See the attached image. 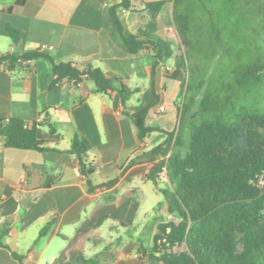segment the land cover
<instances>
[{"label":"crops","instance_id":"obj_1","mask_svg":"<svg viewBox=\"0 0 264 264\" xmlns=\"http://www.w3.org/2000/svg\"><path fill=\"white\" fill-rule=\"evenodd\" d=\"M129 1L130 8L118 9L123 25L141 38L166 37L174 49L173 0H160L164 4L155 19L144 0ZM118 3L121 0H0V52L41 51L79 69L92 64L132 91L124 105L116 88L97 93L89 79L53 85L48 58L28 60L14 69L0 62V120L19 117L29 127L38 123V137L58 149L6 147L0 137V225L10 229L5 241L11 249L0 247V264H21L12 251L23 255L26 264H164L154 258L152 247L159 225L173 215L165 195L146 178L153 163L142 160L124 169L131 158L167 139L165 132L154 131L142 141L130 115L152 100L154 50L146 45L130 53L115 39L109 8ZM8 26L20 33L15 45ZM180 55L174 51V63L157 66L160 101L149 110L147 125L166 131L177 127L176 101L186 77L176 66ZM160 105L166 106L164 113ZM75 136L91 145L92 183L119 177L116 183L89 190L77 156L67 152ZM164 185L170 186L168 179Z\"/></svg>","mask_w":264,"mask_h":264},{"label":"trees","instance_id":"obj_2","mask_svg":"<svg viewBox=\"0 0 264 264\" xmlns=\"http://www.w3.org/2000/svg\"><path fill=\"white\" fill-rule=\"evenodd\" d=\"M24 0H18L23 3ZM257 1V0H255ZM145 8L155 19L164 1L144 0ZM177 0H174V6ZM120 7L130 8L129 0L113 4L109 8V19L113 36L130 53H136L146 45L154 50L155 62L151 68L152 100L139 111L131 113L142 141L154 131L167 134L164 143L139 156L131 158L127 169L147 160L152 162L147 179L152 180L165 195L172 219L159 225L155 235L152 253L164 264H264V191L258 185L259 176L264 175V113L239 110L228 116L229 103L237 90L246 85L260 67L259 60L247 66L234 83L235 90L225 98L210 92L189 97L190 81L181 83L177 107L179 123L173 131H166L157 125H147L149 110L159 103L156 90V69L174 55L170 39L158 34L141 38L129 31L118 14ZM173 20L184 48L191 45L187 38L189 22L187 14H175ZM13 44H17L20 33L8 26ZM38 58H48L53 63V85L69 79L76 85L89 79L97 93L117 89L124 105L132 91L114 76H108L101 68L92 64L79 69L72 62H56L41 51L19 55L0 52V62L14 69L23 62ZM184 55L176 59V66L186 71ZM249 77V80H248ZM259 82L260 77L256 78ZM230 84V85H232ZM211 118L207 119L206 115ZM188 119L186 124L185 120ZM199 123L196 120L200 119ZM38 123L29 127L19 117L0 120V137L4 145L11 148L36 151L58 150L49 146L48 141L37 135ZM91 145L75 136L67 151L78 158L81 173L88 178L89 190L116 183L119 177L95 185L89 179L95 169L89 161ZM144 157V158H143ZM166 175L170 188L163 187L162 176ZM49 225L42 229L43 235ZM7 225H0V247L11 251L5 238L9 233ZM21 264L24 256L12 251Z\"/></svg>","mask_w":264,"mask_h":264},{"label":"rangeland","instance_id":"obj_3","mask_svg":"<svg viewBox=\"0 0 264 264\" xmlns=\"http://www.w3.org/2000/svg\"><path fill=\"white\" fill-rule=\"evenodd\" d=\"M174 10L175 14L188 16L186 36L191 45L187 48L176 30ZM170 22L176 36L173 50L184 55L189 97L206 92L222 98L231 95L236 91L232 83L247 66L259 60L260 67L254 69L251 80L248 77V83L237 90L229 103L228 116L241 109L264 113V0H177L175 6L173 0ZM169 60L175 62L174 58Z\"/></svg>","mask_w":264,"mask_h":264},{"label":"built area","instance_id":"obj_4","mask_svg":"<svg viewBox=\"0 0 264 264\" xmlns=\"http://www.w3.org/2000/svg\"><path fill=\"white\" fill-rule=\"evenodd\" d=\"M25 62H28V61H25ZM158 109H159L160 112H165L166 111V106L165 105H160ZM261 178H264V175L259 176L258 185L264 191V180L261 181ZM162 179H163V181L164 180H167V176L166 175H163L162 176ZM172 218H173V216L170 217V219H172Z\"/></svg>","mask_w":264,"mask_h":264}]
</instances>
